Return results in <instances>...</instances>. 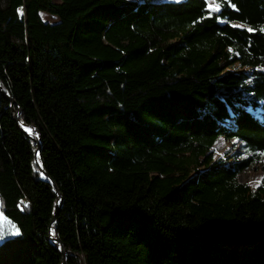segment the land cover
I'll return each mask as SVG.
<instances>
[{"label":"trees","instance_id":"obj_1","mask_svg":"<svg viewBox=\"0 0 264 264\" xmlns=\"http://www.w3.org/2000/svg\"><path fill=\"white\" fill-rule=\"evenodd\" d=\"M214 1L0 0V264H264V0Z\"/></svg>","mask_w":264,"mask_h":264},{"label":"rangeland","instance_id":"obj_2","mask_svg":"<svg viewBox=\"0 0 264 264\" xmlns=\"http://www.w3.org/2000/svg\"><path fill=\"white\" fill-rule=\"evenodd\" d=\"M158 1H180V0H158ZM208 6L211 11L219 10V5L214 0H208ZM45 20L50 22H55L58 18L54 15H49L48 13H43ZM213 150L217 158L223 159H237L244 158L249 155L248 149L245 148L243 142L227 139H219L213 146ZM239 179L247 183L251 188H256L255 181H260V185L264 184V155L260 156V159L248 167L239 175ZM3 197L0 192V233H2L3 238L0 239V245L4 242L17 236L13 233L18 229L20 234L19 224L10 218L3 208ZM18 234V235H19Z\"/></svg>","mask_w":264,"mask_h":264},{"label":"water","instance_id":"obj_3","mask_svg":"<svg viewBox=\"0 0 264 264\" xmlns=\"http://www.w3.org/2000/svg\"><path fill=\"white\" fill-rule=\"evenodd\" d=\"M15 119L16 121L18 122V125L29 135L31 136L37 143V145L39 146L40 145V142H41V137L40 135L38 134V132L30 127V126H26L23 121L20 119V110H17L16 111V114H15ZM29 130H31V132H29ZM40 155H41V149L40 147H38V149L35 151V159H36V163L39 165V167L41 168L42 170V174L46 177H48L50 179V181L54 184V186L56 187L57 189V192H58V195H60L59 193V189L56 185V183L52 180V178L46 173V171L43 169V166H42V163L40 162ZM60 205H61V200L59 202H57V208H56V212H55V215H54V218H53V221H52V224H51V233H52V236L54 238V240L56 241L57 245L59 246L60 250L66 255L67 251H66V248L65 246L63 245L62 241L60 240L59 238V235L57 233V230H56V214L58 213V210L60 208ZM66 260H65V264H66Z\"/></svg>","mask_w":264,"mask_h":264},{"label":"snow or ice","instance_id":"obj_4","mask_svg":"<svg viewBox=\"0 0 264 264\" xmlns=\"http://www.w3.org/2000/svg\"><path fill=\"white\" fill-rule=\"evenodd\" d=\"M253 30H254L253 28H248L249 32H252ZM260 30L264 31V28H261ZM29 132H31V130H29ZM254 184H255V186H259L260 185V181H255ZM13 234L14 235H18L19 234V230L17 229ZM2 238H3V235H2V233H0V239H2Z\"/></svg>","mask_w":264,"mask_h":264}]
</instances>
